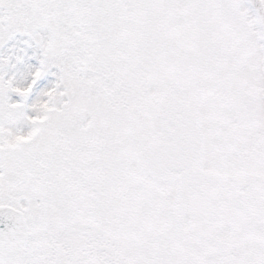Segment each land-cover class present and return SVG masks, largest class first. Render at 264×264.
Segmentation results:
<instances>
[{
  "label": "snow or ice",
  "instance_id": "6c2138e0",
  "mask_svg": "<svg viewBox=\"0 0 264 264\" xmlns=\"http://www.w3.org/2000/svg\"><path fill=\"white\" fill-rule=\"evenodd\" d=\"M0 264H264V0H0Z\"/></svg>",
  "mask_w": 264,
  "mask_h": 264
}]
</instances>
